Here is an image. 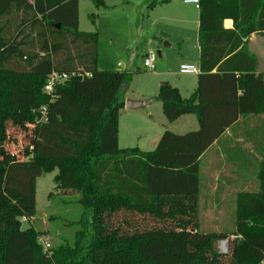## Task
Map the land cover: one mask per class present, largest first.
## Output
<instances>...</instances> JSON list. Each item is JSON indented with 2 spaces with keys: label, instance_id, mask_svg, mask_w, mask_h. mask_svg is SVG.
I'll return each mask as SVG.
<instances>
[{
  "label": "trees",
  "instance_id": "16d2710c",
  "mask_svg": "<svg viewBox=\"0 0 264 264\" xmlns=\"http://www.w3.org/2000/svg\"><path fill=\"white\" fill-rule=\"evenodd\" d=\"M249 4L201 0L198 88L185 99L164 84L156 98L169 123L192 115L200 128L166 131L143 152L119 146L124 96L139 71L99 69L100 35L80 31L79 0H0V264H160L146 259L150 246L173 260L167 264L263 262L264 154L258 188L235 197L233 231L205 232L198 223L202 157L240 116L264 115V77L236 64L250 56L243 40L264 32V0ZM229 17L232 31L223 29ZM53 73L69 79L47 95ZM10 126L29 132L17 152ZM54 170L56 190L79 195L83 213L70 225L78 226L73 240L46 250V234L23 222L36 217L38 178Z\"/></svg>",
  "mask_w": 264,
  "mask_h": 264
},
{
  "label": "crops",
  "instance_id": "0c3cea01",
  "mask_svg": "<svg viewBox=\"0 0 264 264\" xmlns=\"http://www.w3.org/2000/svg\"><path fill=\"white\" fill-rule=\"evenodd\" d=\"M162 1L167 2L161 3ZM134 3V0H116L111 3L105 0L106 6L104 9L126 8ZM143 3L149 5L151 22L155 26V34L146 42V46L142 52L144 53L143 59L151 54L156 55L160 59V63H158V69L160 70L153 72L155 76L159 78L157 82L166 81V84L177 88L182 97L181 91L187 93L189 96L183 98L188 99L198 88L200 73L195 75L196 79L192 80L189 85L173 84L169 77L176 74L181 76L182 74H180L179 70L180 66L183 64H194L200 67V10L195 6V9H193V5L184 4L182 0H143ZM164 6L170 7L164 11H158L163 12V15L162 17L158 15L159 17L154 19L153 16L156 14V11L163 10L162 8H164ZM249 6L254 10V0H250ZM125 15L124 18L130 17L128 13ZM223 29L226 31L235 29L234 20H232L231 17L224 20ZM243 41L250 56L247 61L245 58L241 59L239 63H236L237 66L253 68L257 74H261L264 77V32H254ZM217 42L219 43V50L221 52L229 47L225 36H221L217 39ZM127 52L133 54L132 56L135 54V52ZM158 53L161 54L160 57ZM176 66L178 67L177 72L175 70ZM233 66L236 65H231L230 71L233 70L232 72L236 73L235 75L239 77L240 72ZM217 70L218 69H215L213 73H217ZM116 71H118V69H116ZM123 71L140 72V69L137 68L131 71V68H128L125 70L123 69ZM158 91H160V89ZM156 98V96L152 95L149 90L145 88L137 92L136 96L129 95L128 93L125 94L124 101H142L146 103V105L142 107L145 108L151 106ZM142 108L130 110L124 106L120 111V119L122 114H124L128 121L146 124L145 127L152 126L150 132L147 134L146 143L143 142L144 135L141 133L142 131H138V129H140L139 124L137 127L135 126L132 128L133 136L137 134L142 135L137 140L138 144L136 147L143 152H150L156 148L162 135L166 131H170L169 125L167 124L174 125L176 129H182L183 127L190 129L186 130L187 132H174L171 130L172 133L177 135L198 131L200 128L198 119L195 116L188 115L181 117L173 123H169L167 120V123L160 121L158 123L161 124L160 126H162V128L159 129L157 128L159 124L157 125L153 118V109L145 113L141 111ZM193 118L197 120V128H195V121ZM120 136L121 131L119 127V142ZM134 145H136V142ZM133 146L128 145L124 148H134ZM144 147L151 150L145 151ZM219 153L222 154L221 157ZM263 154L264 115L240 116L236 123L229 128L202 157L200 201L207 203L210 208L214 207L213 209L216 210L217 203H234L235 197L239 192L256 190L258 188V183L255 177V171L258 169ZM205 187H207V191L204 190ZM34 219H32V221Z\"/></svg>",
  "mask_w": 264,
  "mask_h": 264
},
{
  "label": "rangeland",
  "instance_id": "374dc122",
  "mask_svg": "<svg viewBox=\"0 0 264 264\" xmlns=\"http://www.w3.org/2000/svg\"><path fill=\"white\" fill-rule=\"evenodd\" d=\"M111 3L116 0H107ZM135 3L118 9H97L95 5L89 0H79V29L86 33H99V43H98V66L102 71H116L121 65V69L131 68V71L140 69V72L136 73L130 84L129 89L126 94L136 96L137 92L142 89L147 88L149 92L158 96L160 86L166 84V81L157 82L159 78L155 76V73L145 71L143 67V55L146 42L153 37L155 34V26L151 22V14L149 11V5L143 3V0H134ZM180 1V0H179ZM151 2V1H150ZM170 6H164L163 10H157L154 14V19L159 16L162 17L163 12ZM193 9L195 7L193 6ZM126 13L130 14V17L124 18ZM114 14V15H113ZM96 15L95 22H93L91 16ZM116 15V16H115ZM159 15V16H158ZM193 21V20H192ZM193 31V26H192ZM142 48V50H141ZM135 52L133 54L128 53ZM160 63V59L157 57V70ZM175 63V62H174ZM176 72L178 67L175 68ZM170 81L173 84H184L189 85L192 80L196 79L195 75H173ZM159 86V87H158ZM158 87V89H157ZM183 97H188L189 95L184 91H181ZM153 109V118L157 125L158 122H166V118L163 114V107L161 102L154 100L153 104L149 107L142 108L141 111L147 113ZM195 121V128H197V120ZM183 121V120H181ZM181 123V122H180ZM139 124L144 137L143 142L146 143L147 134L150 132L152 126H146V124L133 123L128 121L126 116L122 114L119 120V127L121 131L119 146L125 149L126 146H133L137 148V140L142 136L137 134L133 136V129ZM161 124L157 128L161 129ZM169 125L170 131L174 132H187L190 130L187 127L182 129H176L174 125ZM11 137L16 140L13 148L17 152V144H19L20 139L25 140L28 131H17L15 134L14 129L11 126L8 128ZM13 141V140H12ZM132 148V147H131ZM145 151H150L151 149L144 147ZM127 149V148H126ZM21 154V153H20ZM21 156V155H20ZM221 157L222 154L219 153ZM263 157V156H262ZM260 165V163H259ZM258 165V167H259ZM58 171L54 170L50 173H46L37 180L36 185V203L37 212L36 217L32 221H24V229L30 226L37 230L42 231L46 235L42 236L40 242L44 248L57 247L63 240H73L75 233L78 230L77 225L70 226L72 223H77L83 213L82 207L79 205V195H65L60 191L56 190V185L54 182ZM207 191V187L205 189ZM235 202L217 203L216 210L210 208L207 203L199 201V215L198 223L202 230L205 232L219 231V232H231L234 228L235 220ZM228 241H221L218 243V251L220 252V243ZM150 246L146 251V259L156 258L160 264H167L173 262L171 258H165V256H158L157 252ZM221 253V252H220ZM156 255V256H155ZM162 257V258H159Z\"/></svg>",
  "mask_w": 264,
  "mask_h": 264
},
{
  "label": "built area",
  "instance_id": "2783aa9c",
  "mask_svg": "<svg viewBox=\"0 0 264 264\" xmlns=\"http://www.w3.org/2000/svg\"><path fill=\"white\" fill-rule=\"evenodd\" d=\"M184 4L193 5L197 9L200 8L201 0H182ZM143 67L145 71L155 72L157 70V56L154 54L148 55L143 59ZM119 72H124L121 69V65L119 64L118 68ZM182 75H196L200 73V68L194 64H183L180 66L179 70ZM69 79L67 75H59L57 73H53L50 75L48 82L44 88V93L50 95L53 93L56 86L63 84L65 81ZM46 250L48 248H45ZM220 252L222 254L228 253V245L227 242L220 243ZM261 264H264V260Z\"/></svg>",
  "mask_w": 264,
  "mask_h": 264
},
{
  "label": "water",
  "instance_id": "95a60500",
  "mask_svg": "<svg viewBox=\"0 0 264 264\" xmlns=\"http://www.w3.org/2000/svg\"><path fill=\"white\" fill-rule=\"evenodd\" d=\"M158 56L160 57L161 54L158 53ZM146 105L145 102L142 101H133V100H126L125 101V107L130 110H136L144 107Z\"/></svg>",
  "mask_w": 264,
  "mask_h": 264
}]
</instances>
